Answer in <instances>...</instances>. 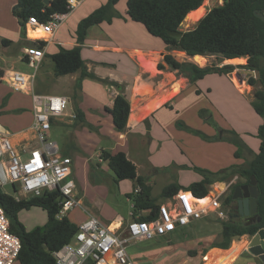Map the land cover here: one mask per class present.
<instances>
[{
    "label": "crops",
    "instance_id": "obj_1",
    "mask_svg": "<svg viewBox=\"0 0 264 264\" xmlns=\"http://www.w3.org/2000/svg\"><path fill=\"white\" fill-rule=\"evenodd\" d=\"M97 1L87 0L69 14L60 29L68 19L75 15L76 11L85 10L84 15L81 17L79 15L76 20L74 19L72 27H69L67 32L60 35V29L56 32L45 48V57L39 70L48 54L56 52V44L67 47L77 44L75 39L77 23L102 4V1L101 4ZM123 14L122 17L114 18L111 24L93 25L89 29L85 43L82 45V57L88 72L93 73L94 76L84 77L80 88L77 86L80 72L55 78H53L54 72H46V75L52 76L54 83H61L63 78L70 77L71 81L67 83L68 93H64L70 100L69 112L75 113L70 107L71 101L75 102V94L78 93L79 107L83 110L87 122L95 128L88 129L82 122L76 120V116L71 119L60 118L53 122V127L71 123L75 127V145L70 144L69 149L66 145L62 150L74 161L73 177L79 185L78 197L80 196L83 203V211L80 210V219L77 223L85 220L89 214H94L102 218L105 223H111V228L118 226L122 216L114 215L110 210L106 213L102 208L103 200L98 194L92 192V189H99L98 184L105 182L103 175L109 177L108 169L110 168L107 162L100 157L102 150L124 151L136 165L138 175L147 177L152 196L158 198L168 184L176 183L186 187L193 182L200 181L203 178L202 174L191 172L192 166L220 172L233 164L246 165L259 151L261 140L257 137V132L263 122L262 117L255 112L252 105L254 99L252 86L241 78L249 73H240L237 70L236 74L241 79L239 83L235 81L231 73H212L192 83L189 78L179 75L177 70H172L168 65H165L164 69H159L158 64L163 62L165 54L171 53L175 56V51H168L163 41L155 42L152 47L122 44L120 40L130 34L127 30L132 27V24H129L131 19L127 16L125 8ZM0 24L5 26L3 28L5 32H9V27L14 26L12 20H9L7 25L3 21H0ZM3 29L0 27V31ZM30 30L36 31L37 29L26 27L21 48V59L26 62L24 49L35 45L37 40H45L43 37L30 35ZM52 46L55 51H50ZM178 53L181 55H179L180 58H176L177 60L194 63H197L195 57L201 56H189L182 51ZM242 59L245 58L240 60ZM224 60L230 62L231 59ZM0 70L4 72L3 77L9 71L3 68ZM42 76L45 75L42 74ZM38 77L39 74H37L36 90L40 86ZM114 82L124 86V93L131 106L127 128L123 132L115 130L111 114L106 109L113 106L114 99L119 94ZM31 105L30 95L22 96V103L14 106L10 117L4 122L0 121L5 124L3 126L13 132L12 140L15 144L24 141L36 144L30 129L33 121ZM201 109L209 111L207 115L213 118L212 125L211 122L202 120L203 118L199 115ZM195 128L200 129L211 139L194 133L192 130ZM215 128L235 130L251 151L245 149L241 157H236V146L227 140V137H231L232 134L228 131H217ZM87 147L99 148L97 164H92V157ZM170 153L173 155L170 156ZM103 163H106L105 166H102ZM238 180L244 181L245 178L236 174L229 180L217 181L211 187L218 189L210 190L209 194H216V192L224 194L229 190L230 185ZM123 181L119 182L120 186ZM133 182L135 185V180H132V184ZM124 192L128 194L131 190ZM104 193L106 194L105 191ZM90 197H92V202ZM76 210V208L72 210V214H75ZM242 246L241 243L235 242L228 249L214 248L210 255L216 257L217 264H231L246 251L247 248H242ZM254 259L257 262H252L253 264H263L256 256ZM216 263L213 262V264Z\"/></svg>",
    "mask_w": 264,
    "mask_h": 264
},
{
    "label": "trees",
    "instance_id": "obj_2",
    "mask_svg": "<svg viewBox=\"0 0 264 264\" xmlns=\"http://www.w3.org/2000/svg\"><path fill=\"white\" fill-rule=\"evenodd\" d=\"M119 1L105 0L99 7L79 20L75 28L77 43L75 46L67 47L56 44V52L48 54L54 62L55 77L80 72L81 75L77 82V86L80 88L84 77L94 76L93 73L88 72L85 65L82 57V45L93 25L111 24L114 18L122 17L121 13L116 10ZM204 1L127 0L126 14L132 21L142 24L152 36L160 38L168 51H182L189 56L214 55L223 60L243 57L247 59L246 63L238 66L257 73L256 76L251 73L247 83L255 88L252 105L255 112L263 119L257 132V137L261 140L259 151L246 165L233 164L220 172L195 167L203 176L200 181L193 182L186 187L176 183L168 184L163 188L158 198L152 196L151 186L147 184V177L138 175L136 165L124 151L102 150L100 157L114 172L117 183L127 179L135 180L134 190L128 193L127 197L133 200L134 213L149 211L141 216V219L145 220H150L156 214L160 205L157 202L159 199L165 200L180 189L191 190L197 196L205 197L209 194L211 186L217 181H226L238 174L245 178V183H248L251 176L254 175L259 189L255 220L236 216L238 208L234 205L232 195L235 187L242 181L231 184L230 192L224 197L223 206L229 211V219L222 221V240L210 243L209 248L228 249L234 238L244 235L252 237L260 229H264V20L255 14L256 10L264 11V0H223L222 4L211 8L194 28L181 31L180 27L187 15L200 8ZM67 12L69 10L66 0H49L48 3H45L44 0H17L12 7L13 15L24 30H26V23L30 16H35L40 21L46 22L52 14ZM2 43L9 46L11 40L3 38ZM34 44L37 47H45L47 42L37 40ZM165 65H168L172 70H177L178 73L189 78L192 83L212 73H231L235 68L232 64L200 66L191 61H179L171 53L165 54L163 62L158 64V68L164 69ZM3 76L4 74L0 70V78ZM114 84L119 90V94L115 97L113 106L106 109L111 114L115 130L123 132L127 128L131 106L124 93V86L117 82ZM37 91L39 90L37 89ZM79 99L80 96L76 93V120L91 130L95 129L85 119L84 112L79 107ZM6 101L7 99L3 104ZM207 111V109H201L200 116L206 117L205 121L214 123L213 118L211 119V116L207 115ZM220 130L232 134L231 137H227V140L236 146V157H241L245 149L251 151L235 130L221 128ZM192 131L206 139H211L201 130L193 129ZM216 137L219 138V136ZM137 187L140 188L139 192H135ZM62 198V194L55 190L45 191L40 196L17 199L4 192L0 186V206L3 207L10 221L11 232L21 240L22 248L17 258L19 264H57L53 253L70 242L78 231V223L72 221L69 216L62 219L57 218ZM35 207L45 210L48 219L45 224L27 230L19 215L22 211Z\"/></svg>",
    "mask_w": 264,
    "mask_h": 264
},
{
    "label": "built area",
    "instance_id": "obj_3",
    "mask_svg": "<svg viewBox=\"0 0 264 264\" xmlns=\"http://www.w3.org/2000/svg\"><path fill=\"white\" fill-rule=\"evenodd\" d=\"M87 0H66L67 13L50 15L46 22L30 16L26 27L41 29L46 36L45 47L29 46L24 49L32 73L10 71L3 77L8 86L18 93L31 97L33 121L30 129L36 144L27 141L15 144L13 132L0 123V186L12 185L19 193L17 199L40 196L45 191L58 190L62 194L57 218L68 216L77 207L83 208L78 197L77 184L73 177L72 157L61 153L57 141L51 138L53 122L57 119L75 118L69 112L70 100L64 94H46L36 90L37 74L45 57V48L63 25L69 14ZM137 187L135 192H139ZM222 193L197 196L191 190H179L160 203L156 214L150 220L141 219L149 211L131 212L132 219H120L117 227L111 228L94 214L78 223V231L70 242L55 251L57 264H136L129 255L128 245L135 240H149L169 236L177 227L215 215L217 219L228 220L220 198ZM22 245L20 238L11 232L10 221L0 206V264H14Z\"/></svg>",
    "mask_w": 264,
    "mask_h": 264
},
{
    "label": "rangeland",
    "instance_id": "obj_4",
    "mask_svg": "<svg viewBox=\"0 0 264 264\" xmlns=\"http://www.w3.org/2000/svg\"><path fill=\"white\" fill-rule=\"evenodd\" d=\"M101 4V1L98 0ZM97 1V2H98ZM126 1L120 0L116 5V10L123 14V9H126ZM17 0H0V21H3L5 25L9 22V20L13 21V27H9V32H5L3 28L5 27L3 24H0V68L7 69L8 73L12 70L19 71L23 73H32L34 69L29 66V64L21 59V48H22V39L25 37V30L22 28L17 18L12 13V7L16 4ZM94 2V1H93ZM205 13L201 15L199 19L196 16H193L190 20L185 18L182 23L180 30L186 31L194 28L198 21L213 7L220 5L223 3V0H205ZM96 4V1H95ZM85 14V10L81 9L80 11H76L75 15H73L70 19L67 20L65 25L60 29L59 35L67 32L69 27H72L74 19L80 15ZM10 18V19H9ZM196 19V21H194ZM129 24H132L127 31L130 33L127 36H124L120 41L122 44H128L133 46H151L155 44V42L162 41L161 39L152 36L147 29L140 23L129 20ZM41 30V29H40ZM40 30L32 31L30 30L29 34L35 37H44L45 33H42ZM43 35V36H42ZM11 38V44L9 46H5L2 43L3 38ZM8 39V38H7ZM157 40V41H156ZM35 46V45H33ZM56 47V46H55ZM50 51H55L54 46L51 47ZM174 54L176 58H180L178 51L174 50ZM207 60L205 64L202 65H211V64H234L235 68L231 72L234 76V79L237 83L240 82V78H238L236 72L240 73H249L244 78L247 82L250 74L254 76L257 75L256 72H250L249 70L239 67V64L246 63V58L240 60L241 58L231 59L230 62H226L221 57H217L214 55L205 56ZM197 62V61H196ZM198 65H201L197 62ZM53 73L54 72V62L50 56L46 57V61L43 66L40 68L38 74V84H40L38 90L41 93L46 94H59V93H68L69 81H71L70 77L67 76L62 79L61 83H54L52 76L46 75V72ZM8 73L6 72V77H8ZM4 74V72H3ZM44 74L45 76L41 75ZM179 75H183L178 73ZM66 83V84H65ZM248 84V83H247ZM68 87V88H67ZM253 91L255 90L254 87ZM84 91V88L82 87ZM252 91V94H253ZM24 93L14 92L9 86L5 79L0 78V121L4 122L6 118L10 117L11 111L14 109V106L22 103V96L26 95ZM254 98V97H253ZM7 99L6 103L4 100ZM9 100V101H8ZM71 111H75V102L71 101ZM75 114V113H73ZM200 115V114H199ZM202 120H206V117H201ZM195 119V118H194ZM1 123V122H0ZM69 123V122H67ZM2 125H5L1 123ZM180 124V123H179ZM210 124V123H209ZM212 125V123H211ZM86 126V125H85ZM215 126V125H213ZM87 127V126H86ZM88 128V127H87ZM89 129V128H88ZM198 129V128H195ZM217 129V128H215ZM14 130V128H12ZM200 130V129H198ZM217 131H220L217 129ZM52 139L56 140L60 146L61 152L63 153L62 148L67 145L69 149L70 144L75 145V127L73 123L71 124H61L54 126L52 129ZM87 150L90 152L92 157V164H97L98 157L97 152L99 148H91L87 147ZM170 156L173 154H169ZM106 163H103L102 166H105ZM185 168V167H183ZM187 170V169H186ZM191 172L200 173L194 166L190 168ZM108 176L105 178V182L98 184L97 187L99 189L94 190L92 192L94 194H98L100 198L103 200V210L108 213V210L112 211V214H118L122 216L124 222L130 221L132 219L131 212L133 210V200L127 197V194L124 191L133 190L132 180L123 181L121 186L117 183L115 179L114 172L111 169H108ZM102 177V176H101ZM157 183H159L157 181ZM77 184V183H76ZM94 187V186H91ZM3 191L11 194L13 196L18 195L19 193L15 190V188L8 184L2 187ZM217 187H211V190L216 191ZM77 190L79 193V185L77 184ZM106 194L104 193V191ZM230 192V189L222 194L220 200L223 203L224 197ZM80 197V196H79ZM92 202V197H90ZM164 200L159 199L157 202L160 204ZM77 212L75 214H68L69 218L72 221L77 222L80 218V210L83 208L77 207ZM228 213V209H225ZM83 211V210H82ZM21 221L24 223L27 230H32L36 226H41L46 223L48 217L47 212L42 208L35 207L31 210H25L19 215ZM103 220L102 218H100ZM104 221V220H103ZM222 219H217L215 215H212L209 218L202 219L196 222H193L189 225L183 227H177L173 231L170 232L169 236L166 237H155L149 240H135L128 245L127 251L129 255L133 258L136 264H213L216 263V257L211 256V250L214 248H209L210 243L219 242L222 240L221 232H222ZM252 237L249 236H241L233 239L230 247L233 243H241L242 248H247L243 254H241L236 261L231 264H253L252 262H257L254 259V256L250 253L249 242ZM209 248V249H208ZM253 259V261H251ZM258 259V258H257ZM210 260V262L208 261ZM259 260V259H258ZM207 262V263H206ZM14 264H19V262H15ZM217 264V263H216ZM260 264V263H259Z\"/></svg>",
    "mask_w": 264,
    "mask_h": 264
},
{
    "label": "water",
    "instance_id": "obj_5",
    "mask_svg": "<svg viewBox=\"0 0 264 264\" xmlns=\"http://www.w3.org/2000/svg\"><path fill=\"white\" fill-rule=\"evenodd\" d=\"M44 2L48 3L49 0H44ZM255 14L264 20V11L256 10ZM258 197L259 189L257 180L254 178V175H252L248 184L238 185L233 191V202L238 208V214L236 216L255 220V215L258 210ZM248 250L264 264V229H260L252 236Z\"/></svg>",
    "mask_w": 264,
    "mask_h": 264
},
{
    "label": "bare ground",
    "instance_id": "obj_6",
    "mask_svg": "<svg viewBox=\"0 0 264 264\" xmlns=\"http://www.w3.org/2000/svg\"><path fill=\"white\" fill-rule=\"evenodd\" d=\"M205 2L203 3V5L200 7V8H198V9H196V10H194V11H191L188 15H187V20L189 19H191L193 16H196V18L197 19H199L200 17H201V15H203L204 13H205ZM186 20V19H185ZM194 21H196V19L194 20ZM42 33H44L43 31H42ZM195 60L198 62V63H200L201 65L202 64H205L206 63V59H205V57H203V56H196L195 57Z\"/></svg>",
    "mask_w": 264,
    "mask_h": 264
},
{
    "label": "flooded vegetation",
    "instance_id": "obj_7",
    "mask_svg": "<svg viewBox=\"0 0 264 264\" xmlns=\"http://www.w3.org/2000/svg\"><path fill=\"white\" fill-rule=\"evenodd\" d=\"M238 181H240V180H238ZM238 181H236L235 183H237ZM249 183V182H248ZM248 183H245L244 181H242V183H240L239 185H243V184H248ZM233 184V183H232ZM238 186V185H237ZM230 188V187H229ZM234 205L235 206H237L235 203H234ZM242 218V217H241ZM244 218H246V217H244Z\"/></svg>",
    "mask_w": 264,
    "mask_h": 264
}]
</instances>
